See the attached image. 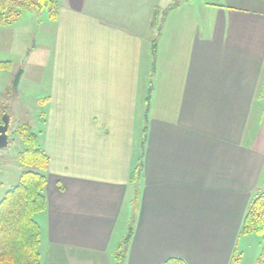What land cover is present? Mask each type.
I'll return each instance as SVG.
<instances>
[{"label": "crops", "instance_id": "1", "mask_svg": "<svg viewBox=\"0 0 264 264\" xmlns=\"http://www.w3.org/2000/svg\"><path fill=\"white\" fill-rule=\"evenodd\" d=\"M55 1L57 18L36 30L40 261L116 264L131 226L124 264H231L248 200L264 191V0H182L154 61L150 25L172 0Z\"/></svg>", "mask_w": 264, "mask_h": 264}, {"label": "trees", "instance_id": "2", "mask_svg": "<svg viewBox=\"0 0 264 264\" xmlns=\"http://www.w3.org/2000/svg\"><path fill=\"white\" fill-rule=\"evenodd\" d=\"M181 1L172 0L163 9H155L150 25L152 28L150 41L152 60L155 58L165 16ZM43 9L47 10L49 19L57 18L59 5L55 0H0V25L13 23L24 11L39 12ZM8 66L7 61H0V69H7ZM21 74L22 71L19 69L13 79L14 86L17 85ZM146 100L148 106V96ZM146 130L145 127L144 132ZM15 133L21 142V148L16 152V159L22 170L18 182L9 188L0 199V264H44L40 261V225L35 215L46 208L44 187L49 157L39 142V131H35L30 124H20ZM144 141L145 138H143V143ZM141 172L142 161L139 160L130 173V181L137 184ZM248 233L261 236L263 246L255 264H264V191H254L246 205L239 235ZM132 234L130 226L115 248L116 264H124ZM236 252L235 246L230 257L231 264L239 262L240 257ZM161 264L188 263L181 257L170 256Z\"/></svg>", "mask_w": 264, "mask_h": 264}, {"label": "rangeland", "instance_id": "3", "mask_svg": "<svg viewBox=\"0 0 264 264\" xmlns=\"http://www.w3.org/2000/svg\"><path fill=\"white\" fill-rule=\"evenodd\" d=\"M45 17H48L45 9L24 11L13 23L0 25V61L9 63L7 69H0V121L5 112L10 116L8 146L0 148V199L18 182L22 170L16 159L21 148L15 133L17 126L28 123L36 131L42 125L46 67L39 62L43 50L39 49L41 38L36 30L44 24ZM19 69L22 74L14 86L13 79ZM262 246L260 235L241 234L236 243L239 264H255Z\"/></svg>", "mask_w": 264, "mask_h": 264}, {"label": "water", "instance_id": "4", "mask_svg": "<svg viewBox=\"0 0 264 264\" xmlns=\"http://www.w3.org/2000/svg\"><path fill=\"white\" fill-rule=\"evenodd\" d=\"M10 116L7 112L3 114L0 121V148L8 145Z\"/></svg>", "mask_w": 264, "mask_h": 264}]
</instances>
